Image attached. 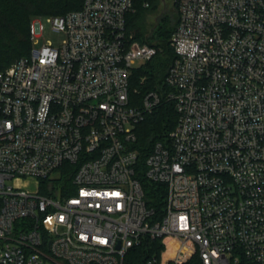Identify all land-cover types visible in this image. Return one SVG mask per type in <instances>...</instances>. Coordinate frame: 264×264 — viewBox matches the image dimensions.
I'll use <instances>...</instances> for the list:
<instances>
[{"label":"built area","instance_id":"2783aa9c","mask_svg":"<svg viewBox=\"0 0 264 264\" xmlns=\"http://www.w3.org/2000/svg\"><path fill=\"white\" fill-rule=\"evenodd\" d=\"M134 1L33 18L31 52L0 69V264H124L146 238L145 264H264V0H173L169 90L141 98L158 48L128 34ZM45 18L58 47L37 48ZM163 100L177 123L140 169L157 210L135 144Z\"/></svg>","mask_w":264,"mask_h":264},{"label":"trees","instance_id":"16d2710c","mask_svg":"<svg viewBox=\"0 0 264 264\" xmlns=\"http://www.w3.org/2000/svg\"><path fill=\"white\" fill-rule=\"evenodd\" d=\"M84 0H0V69H5L14 60L27 55L32 50L30 24L37 16L61 15L78 10ZM148 3V5H145ZM170 6V5H169ZM176 3L173 7L176 9ZM161 0H135L134 11L127 14V31L133 41L149 43L158 48L157 54L143 65L137 67L132 76L131 86L143 97L150 91H157L164 96L169 87L166 77L175 58L171 46V37L179 20L172 19L166 10L162 12ZM162 14L156 20V17ZM155 20L149 26L151 15ZM177 111L174 103L163 100L162 103L138 125V140L135 147L140 151L138 175L143 180L148 203L157 210H162L166 190L163 185L149 183L142 176L146 157L154 143L164 140L177 123ZM71 174L65 180L70 181ZM161 241L146 238L141 245L130 248L124 258V264H145L147 259L159 252Z\"/></svg>","mask_w":264,"mask_h":264},{"label":"rangeland","instance_id":"374dc122","mask_svg":"<svg viewBox=\"0 0 264 264\" xmlns=\"http://www.w3.org/2000/svg\"><path fill=\"white\" fill-rule=\"evenodd\" d=\"M173 0H168V3L165 7H163L162 10H166V14H168L172 19H176L178 17V9L176 7V9H171L170 8V4L172 3ZM177 6V4H176ZM163 11V12H164ZM152 19L150 17V21L148 22L149 26H151L153 24V21L155 20V18H153V16L156 15H151ZM33 20V19H32ZM44 25H45V30H44V34L43 37L40 39V44L37 45V48H39L43 43L44 40L50 41L55 47H58L61 45L62 41L65 39V34L63 32L60 31H56L54 29H52V27L50 26L49 22L47 21V19H44ZM21 58V57H20ZM19 58H17L16 60H18ZM16 60H14L13 62H15ZM58 186V185H56Z\"/></svg>","mask_w":264,"mask_h":264},{"label":"water","instance_id":"95a60500","mask_svg":"<svg viewBox=\"0 0 264 264\" xmlns=\"http://www.w3.org/2000/svg\"><path fill=\"white\" fill-rule=\"evenodd\" d=\"M162 1V6L165 7L168 3V0H161ZM174 5V1H172V3L170 4L171 7H173ZM164 10H162L163 12ZM162 12L156 17V20H158V17L162 14Z\"/></svg>","mask_w":264,"mask_h":264}]
</instances>
